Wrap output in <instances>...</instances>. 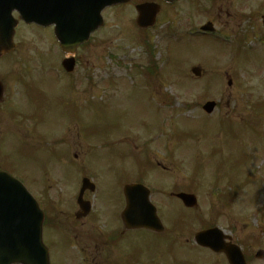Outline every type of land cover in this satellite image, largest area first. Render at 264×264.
I'll return each mask as SVG.
<instances>
[{
    "label": "rangeland",
    "instance_id": "374dc122",
    "mask_svg": "<svg viewBox=\"0 0 264 264\" xmlns=\"http://www.w3.org/2000/svg\"><path fill=\"white\" fill-rule=\"evenodd\" d=\"M138 1L142 0L104 12L105 26L78 49L71 75L61 67L65 55L53 28L19 24L16 51L0 60V75L32 77L28 95L32 111L23 119L25 127L29 121L34 128H22L12 103L4 100L3 167L17 170L14 175L27 180L44 204L51 198L48 213L55 220L62 174L73 185L87 177L98 187L89 196L98 217L97 231L84 229L82 239L72 240L71 249L62 253L58 240L49 245L45 236L52 264H126L114 244L113 251L103 245H93L86 253L80 250L94 235L108 239L112 218L108 208L116 217L122 212L123 197L119 198L118 187L117 191L112 187L114 182L134 183L139 175L157 190L154 203L166 232L159 241L148 234L122 240L117 248L129 257V264L145 260L146 264H214L193 241L195 233L212 227L230 235L251 264H262L255 261V254L264 249V28H249L248 22L238 28V0H225L231 19L223 22L217 19L218 5L209 14H189L183 1L178 13L167 8L159 25L145 31L136 26ZM212 18L217 19L216 32L202 35L198 27ZM194 67L202 68V77L191 72ZM230 79L233 85L228 88ZM207 102L217 103L212 114L203 110ZM27 135L32 149L18 146ZM60 139L67 144L56 150ZM55 152L64 159L56 160ZM75 164V169L69 167ZM30 173L32 181L26 175ZM42 184L57 187L43 193ZM235 189L237 200L227 207L230 198L225 194ZM75 191L71 188L64 196L71 199ZM172 192L195 194L198 208L188 210L175 200L167 201L164 197ZM56 225L49 230L64 227L60 218ZM121 231L122 224H116L114 234ZM185 243L186 250L180 253L177 247ZM174 254L180 258L175 262Z\"/></svg>",
    "mask_w": 264,
    "mask_h": 264
},
{
    "label": "water",
    "instance_id": "95a60500",
    "mask_svg": "<svg viewBox=\"0 0 264 264\" xmlns=\"http://www.w3.org/2000/svg\"><path fill=\"white\" fill-rule=\"evenodd\" d=\"M127 1L98 0L97 3L95 0L93 5L79 4L72 8L63 0H51L50 9L47 10L45 0H0V49L3 53L13 49L12 39L16 22L12 18V12L15 10L19 11L22 18L29 24L32 22L43 26L56 24V36L61 43L62 50L74 53L79 44L86 42L90 34L103 25L101 12L104 8ZM75 10L78 14L74 13ZM138 10L140 13L138 25L141 28L150 27L155 23L158 13L157 6L144 5ZM3 26L8 28H3ZM203 30L212 31V28H203ZM65 66L68 72H72L74 62L67 61ZM192 72L198 77L201 76L199 68H194ZM215 107V103H208L204 110L212 113ZM3 176L10 180L8 175L3 174ZM2 193L4 194L2 215L6 218L3 220V225L9 233L8 238L3 239V247L8 248L9 252L0 253V264H50L49 252L43 243L44 216L38 204L22 188L15 191L3 189ZM125 194L129 198V208L123 214V220L129 226L128 228L163 231L155 209L149 203L147 190L142 186H128ZM134 196H138V201L141 203V217L136 212L138 208ZM180 198L190 208L197 206L194 197L181 195ZM195 240L204 248L225 254L230 264H245L240 248L227 244L225 241L228 239L218 228L199 233ZM258 258L264 260V251L258 253Z\"/></svg>",
    "mask_w": 264,
    "mask_h": 264
},
{
    "label": "flooded vegetation",
    "instance_id": "af4514ba",
    "mask_svg": "<svg viewBox=\"0 0 264 264\" xmlns=\"http://www.w3.org/2000/svg\"><path fill=\"white\" fill-rule=\"evenodd\" d=\"M183 1H186L185 4L190 7V9H188L189 14L194 13V12H199L200 10L204 11L205 10V4H207L208 7H210V5H211L210 4L211 0H177L173 4H168V3H163V2L160 3L159 0H145V1H143V3L154 2V3L160 4L161 5V13H163L165 10H167V8H173V7H174V12L178 13V11L181 10V8H182ZM216 4L219 6V8H216V11L219 10V15L217 16L218 21L223 22V18H226L225 21L231 19V15L228 13L227 8L225 7L226 1L225 0H216ZM209 9L211 10V8H209ZM217 19H214V18L207 19V22H212L213 24H215L217 22ZM232 19H233V21H235V17ZM190 22H191V19H190ZM246 22L251 23L249 28H264V0H238V28H242L243 24H245ZM226 24L229 25L230 22H226ZM189 25H191V24H189ZM198 28H200V27H198ZM25 76H28V75L16 74V75H14L13 78H9V79L6 78V79H4V81L1 80L2 84L4 86V89L6 88V92H8V95L6 96L8 104L12 103V108H13V111H15V112H24V111L27 112L29 110L28 95L30 94V90H31V83H29V81H31V79L26 78ZM16 86L20 88V91H19V94L21 96L20 101H18L16 98V95L13 94V92H14L13 88ZM10 87H12L11 90L9 89ZM26 124H27L28 130H30V128H29L30 122L27 121ZM27 134H29V132H27ZM16 135H17V133H16ZM24 139H25V141H23V143H21L22 145H18V146H22L26 149H32L31 145H29L30 142L26 141L29 139V136L28 135L25 136ZM56 144L58 145L59 143H56ZM66 144H67V142L60 144V146H63ZM75 145H77V144H75ZM56 150H58V147L56 148ZM55 153H56V156H55L56 160H63L64 159V158L63 159L60 158L58 156L57 152H55ZM77 156L78 155L75 154L74 158H77ZM5 163H6V159L2 155H0V173L6 172L10 176H12L13 178L18 179L26 187V189L38 200L42 210L44 211V213H45L44 239L46 236V238L49 242V245H51V243L57 239L59 247H60V253H62L63 251H68V245H71L72 240L78 241L79 239H82V233H83L84 229L89 228L91 230V233L97 231L96 222L98 221V217L95 214L96 211L94 210V206L92 207L90 214L87 217H84V214H82L80 204H79L81 187L78 188L76 185H73V182L70 181L69 179H67L65 182V180L63 179V174L61 175V181L63 182V184H61L59 186V191H60V193H62L59 197L60 209L59 210L56 209V211L59 213V216H56V220H57V218H60V223L64 227H62V228L60 227V231L49 230V227H53V228L57 227L55 218L50 216L48 213L51 198L49 199V196H48V202L46 204H44V201L39 200L34 195L35 194L34 192H36V190L34 192L31 191V188L28 186V181L20 179L18 176L14 175L17 170L5 169L3 167V165ZM8 166H11V163ZM67 166H69V165H67ZM69 167L71 169H75V167L73 165H70ZM70 168H69V170H71ZM26 175H28L30 181H32L30 178V175H33V174L30 173V174H26ZM2 179L3 178H0V204L2 203V199L4 196V194L2 193V190L13 188V185L7 181L5 184H3ZM38 179L42 180L43 176H40ZM83 179H85V178H83ZM39 180H36L35 177L33 178V181H38V183H40ZM42 182H43V180H42ZM40 186L43 188V193H48L49 188L53 189V188L57 187V185H55V186L50 185L49 186L46 184H42ZM124 186H125V183L123 184L122 187H124ZM112 187H118L119 188L121 186H116V184L114 182ZM71 188L76 189L75 196L71 199H68V198H66V196H64V193L67 194ZM14 189H17V188H14ZM150 192H151V199L153 200L155 198L154 192L151 189H150ZM89 195H90V193L87 191L84 195L85 201H89ZM170 196H169V200L175 199L181 205H183L182 202L176 197V194H170ZM113 200H114V196H112V202H113ZM123 202H124L123 209H125L127 206V201H125L124 195H123ZM62 203H63V206H62ZM2 214H3V209L0 207V253L1 252H7L8 253L9 249L3 247V244H4L3 239L8 238L9 233L6 231V228L3 225V220H5L6 218H4ZM100 217L101 216H99V219H100ZM65 226H67L68 229H66ZM114 226H115L114 224L109 226L110 232L108 233V239H105L104 236L100 237L98 235H94L91 238L90 244L87 245L85 249L80 250L81 253H83V252L86 253V251L90 250L93 245H103V247H109L113 251L114 250L113 244H114L116 246V250H117V254H118L119 258H122L126 262V264H129L128 263L129 257L126 254L124 255L123 252L121 251V249L117 248L118 244L122 240L127 241V238H129L133 235L135 237H138V236L139 237L140 236L146 237L147 233H146V231H128L126 228H123L120 235L117 236L114 234ZM151 239H154V238L151 236ZM186 242L189 243V239H187ZM45 243H46V241H45ZM232 243H235V242H233V240H232ZM186 246H187V244L185 243V245H183L180 248L177 247V249L181 253L183 250H186ZM72 248H74V247H72ZM202 250H203L202 252L207 253L206 256L210 257L211 262H214V264H229L227 258L224 255L215 254V253H213L209 250H205V249H202ZM50 253H51V250H50ZM174 256H173V262H175V260L178 258L175 254H174ZM180 257L183 258L184 263H189L188 258H185L183 256H180ZM138 259L140 260V258H138ZM178 259H180V258H178ZM144 262H143V264H144Z\"/></svg>",
    "mask_w": 264,
    "mask_h": 264
}]
</instances>
